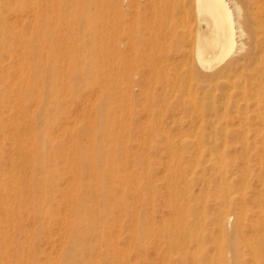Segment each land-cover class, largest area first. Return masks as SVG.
<instances>
[{"label":"bare ground","instance_id":"obj_1","mask_svg":"<svg viewBox=\"0 0 264 264\" xmlns=\"http://www.w3.org/2000/svg\"><path fill=\"white\" fill-rule=\"evenodd\" d=\"M25 1H27V0H25ZM49 1H51V0H49ZM60 1L58 0L57 5L53 3V5H54L53 7H55V5H56V7H58V5L60 4L59 3ZM9 2H10V0H4V1L0 0V14L3 13L4 10H6V9H4L5 7H8L7 9L15 7V6H11L13 3H9ZM39 2H40V0H39ZM83 2H84V5L87 4L89 7L93 8V15L92 16L90 15L91 17L90 16L88 17V15L86 14L87 17L82 18L80 20V21H83L84 23L82 24L83 26L79 29H76L73 26L74 21L69 20L70 19L69 18L70 12L72 13L73 11H75V10H73L75 7V3H74V1H71V0H69V2L66 1V4L64 3L68 8L69 7L71 8L69 12H67L68 10L66 9L67 10L66 13H69L67 15V17H68L67 20H63V17H62L63 15L61 13H60V15L62 18H59V17L57 18V16H56L57 19H46V20L44 19V21H42L41 19H36L34 17H32L31 21H30V19L25 20L26 18L23 19V17H21V16L20 17L22 19L19 17L20 20H18V21H14L15 19H13V18H12L13 21H11L12 19L8 20L9 18L6 19V16L3 17L4 15L2 17H0V264H101L100 261L96 262V260L95 261L93 260L94 262H91L92 261L91 259L94 257L96 258V256L99 254L98 253V254H96V256L94 255V257H93V255H92L93 252L97 249V246L100 245L101 242L105 241L106 235L104 233V230L101 229L103 227L101 225H104V223H105V227H107L106 224L110 225V224L114 223V221H116V220H114V218L112 219L113 222L109 221L111 223H109V222L106 223L105 220H106L107 214H109L110 212H113V210L123 211V209L127 208V205H128V200L125 198V196H124L125 199H122L119 201L116 200L117 202L111 201V198L116 196V193H117L116 188H118V190H117L118 192H120V190H121V192H123V188H124L122 186L123 182L125 184H127L128 186L130 185V187H133V188L135 187V183H134L135 178H133L134 177L133 172H129L128 174L124 173L123 177H119V176H116L114 174V171L121 166L122 167L123 166L129 167V166L137 164V160H136L137 157L136 158L135 157H129L128 155L131 152L127 151V148L120 143V138H123V134L121 133L123 131H122V126L120 125L122 121H121V118L119 116L120 110L123 108V106L128 107V109L130 108V104L132 103L131 101H133V100L129 101V99L133 96V89H134L133 87H134L135 80L133 79V77L131 75L132 68H130L131 66L129 67L130 60L127 57L125 59H128V61L124 60V63L126 64V62H127L128 68H126L124 76H122L120 78V75L123 74V73H121L122 69L119 67H115V64L113 63L114 59H115V56H114L115 53L114 52H116L115 51L116 48L114 49L113 39H110L115 34H120V32H123V31L125 32L128 29H129V31L131 30L132 26L129 27L130 25L128 26V24H127V27L124 26L123 20H121V18H123V16L129 17L131 19L133 18L132 20H136L139 23L143 22V25L141 23L142 27L138 28V30H139L138 32H139V35L141 38L139 51H140V54H144V53L147 54V56L146 55L145 56L148 57V59H150V61H151L150 66L152 68H154V66H156V64L158 66L159 61L157 59H158L160 52L166 51L167 49L168 50L174 49L175 52L177 51L178 53L177 52L175 53V54H177V56L179 53H181V54L183 53L182 57H185L187 55V58H188V56H191V63H190V66L187 68V71H186L187 75L185 77L182 74L177 75L176 73L178 72V70L176 73L174 72V74L177 75L176 78H179L182 83H185L186 77H190V78H196L197 77L198 78L204 73L206 75H208V78L211 81L218 79L217 81L221 82L220 79L222 78L223 79L222 81L224 82V78L225 79L229 78L232 74H234V71L236 69L240 68L244 64L243 60H245V59L240 60L243 56L242 57L241 56H234L231 58H229L228 56L234 50L237 42H239V46H237V48L239 49V51H238L239 53L242 52L243 50H245V52L247 51L246 46L244 45V42H243V41H245V40H243V38L246 39V37L244 35L247 32V31L245 32V30H244V26H245L244 23H246V20L252 21L253 36L255 38L254 52L253 51H252L253 53L250 52V53H252V55L249 53L251 55V59H254V61L258 62L259 64L263 63V61H264V0H83ZM82 5H83V3H82ZM51 6H52V4H51ZM32 7H34V6H32ZM53 7H51V8L52 9L56 8V7L55 8H53ZM51 11H54V10H51ZM41 12H42V10H41ZM41 12H38V13H41ZM84 12L90 13V12H88V10L83 11L82 13H84ZM50 13H52V12H50ZM34 15H35V13H34ZM64 15H66V14H64ZM190 16H191V19H194L193 21L195 22L194 26L192 28V31H193L192 34L194 33V35L192 37H189V38H187V36H186V39L191 40L190 44L192 43V48H191V45H190V48L192 49L191 50L192 53H191L190 49H189L190 52H188V51L182 49L181 47H179V45H178L179 44L178 39L180 40L179 37H181L180 32L185 34V35L188 34L186 32L184 33L185 30L183 27L185 24L183 23L184 25L182 26L181 21L183 19L185 20V18H190ZM65 18L66 17H64V19ZM58 19H61V20H58ZM126 21H127V19H126ZM187 21H189V20H187ZM130 22H131V20H130ZM189 23H191V22H189ZM192 24H193V22H192ZM80 25H79V27H80ZM131 25H133V24H131ZM181 26H182L183 30H181V28H180ZM187 28H191V26H189ZM106 31H108V32H106ZM250 31H252V30H250ZM110 32L113 33V35ZM190 35H191V33H190ZM70 38L72 39L71 43L68 42V40H67ZM118 38L120 40L121 36ZM80 39H82V40H80ZM136 48H137V46H136ZM119 51H121V50H119ZM158 52H159V54L157 56ZM261 52H262V54H261ZM6 53H8L9 55H11L14 58L15 62L13 61L14 62V65L12 64L13 66H11V64L7 65V63L9 64V61L6 62V64H5L4 58H3V60H4V62H3L2 55L4 54V56H5ZM117 53H118V50H117ZM244 54H246V53H244ZM127 55H129V54H127ZM164 55H165V53L163 54V56ZM124 56H126V55H124ZM8 57L9 56H7V58H5V59H8ZM172 57H174V56H172ZM130 58H131V56H130ZM248 58H249V56H248ZM141 59H144V58L141 57ZM148 59L146 61L149 63ZM189 59H190V57H189ZM81 60H85L86 66H84L85 63L83 64V67L79 66V63H80L79 61H81ZM119 60H121V59H119ZM132 60H131V62H133ZM162 60H164V59H162ZM13 62H11V63H13ZM138 62H140V60H138ZM115 63H117V62H115ZM148 63H146V64H148ZM174 63L175 62H173L172 64H174ZM160 64H161V62H160ZM162 64H164V63H162ZM181 64H182V62H181ZM253 64H254V62H253ZM117 65H118V63H117ZM175 65H173V68ZM249 65H250V63H249ZM136 66H137V64H135V68H136ZM141 66H142V64H141ZM246 67H248V66H246ZM133 68H134V64H133ZM135 68L133 69L134 71L136 70ZM150 70H151V68L149 67V71ZM153 70H155V69H153ZM149 71H147L148 74L150 73ZM153 72H156V71H153ZM163 73H164V77H166L164 71H163ZM135 74H136V72H135ZM158 74H159V72H158ZM152 75H154V74H152ZM251 76H253V75H251ZM158 77H160V76H158ZM208 78H207V81H208ZM259 80H260V83L263 84L264 77L261 76L259 78ZM144 81H145V79H144ZM154 81H156V79ZM189 83H190V81H189ZM250 83H249V85H250ZM165 85H167V84H165ZM174 85L175 84L173 82L172 86H174ZM205 86L207 87V85H205ZM242 86H244V85H242ZM81 87L86 88V90L88 92L87 94L83 93L84 95L86 94L85 99H84V96H82L80 93L77 92V90H80L79 88H81ZM168 87H169V85H168ZM229 87H231V86H229ZM236 87H238V86H236ZM144 88H147V87H144ZM164 88H166V86ZM231 88H229V89H231ZM175 89H177V88H175ZM187 89H189V87H187ZM249 89H251V87ZM196 90H197V88H196ZM201 90H202V88H201ZM210 90L212 91L211 88H210ZM241 90H243V89H241ZM228 91H230V90H228ZM173 92H174V90H173ZM239 92H242V91H240V89H239ZM153 93H154L153 95H155V92H153ZM163 93H160V94H163ZM170 93H171V91H170ZM170 93H168V95ZM187 94L190 95L191 93H189V91H188ZM236 94H237V92H236ZM238 95H239V93H238ZM242 95H244L243 92H242ZM228 96H230V95H228ZM253 96H254V93L251 96L252 100H253ZM91 97H94V99ZM162 97H163V95H162ZM189 97L191 99V96H189ZM234 97L236 98L235 99V101H236L238 97L237 96H234ZM192 98H193V96H192ZM241 98L243 99V96H241ZM158 100H159V98H158ZM194 101H195V99L194 100L192 99V104H194V103L196 104V101L195 102ZM254 101H256V97H255ZM70 103L76 104V107H79L78 108V110L80 111L79 115L82 116L83 118H85L87 120V123H85V124L78 123V125L76 126L78 129H70L68 131L63 132V135H65V133L68 132V140L62 141L61 143H59L56 151L52 150V148L55 147V146H53L51 148V150H52V152H51L49 150V147L51 146L52 138L49 135V132H50L49 129H51L54 124H56V122L58 121V118H59L58 114L61 111H63L64 114H66V113L68 114L69 110H71L69 108ZM254 103H256V102H254ZM245 104H247V103H245ZM248 104H249V101H248ZM147 105H148V107L151 108V106H149V103ZM178 105H181V104L178 103ZM229 105H231V104H229ZM252 105H253V102H252ZM131 106H132V104H131ZM165 106H166V103H165ZM260 107H262V106H260ZM263 107H264V105H263ZM134 108H136V106ZM143 108H144V106H143ZM252 108H254V106ZM252 108L248 109V110H250L249 112H251ZM59 109H61V110H59ZM231 109H233V108H231ZM160 110H161L160 112H162V109H160ZM190 110H191V108H190ZM209 110H208V112H209ZM242 110H245V107ZM233 111H235V109ZM256 111H258V110H256ZM125 112L127 113L128 111H125ZM149 112H151V111L149 110ZM166 112H167V110H166ZM169 112H171V111H169ZM206 113H207V110H206ZM206 113H205V115H206ZM227 113H229V112H227ZM257 113L259 114L260 112H257ZM121 114H122V112H121ZM127 114H129V112ZM160 114L162 115V113H160ZM245 114H244V116L247 117ZM258 114H256V115H258ZM158 115L159 114H157V116ZM161 115H159L158 117L161 118ZM207 115H209V114H207ZM127 116H129V115H127ZM124 117H125V115H124ZM137 117L138 116H136V118ZM262 117L260 116V118H262ZM131 118H132V116H131ZM208 119H209V117H208ZM138 120L136 123L140 124V121L138 122ZM148 120H149V118H148ZM160 120L162 121L163 119H159V121ZM262 120H261V122H262ZM150 121H151V119H150ZM154 121L155 120H153V122ZM206 121H207V119H206ZM201 122L202 121L198 122L199 124H197V128H199L198 125H200ZM133 123H134V119H132V122H130L129 125L130 124L133 125ZM136 123L134 125L138 129V126H136ZM158 123L161 124V128H162L163 127L162 124L164 123V121L162 123H160V122H158ZM189 123H190L189 125H191L190 121H189ZM253 123H254V121H253ZM127 124H128V122H127ZM142 124H144V123L142 122ZM142 124H140L141 125L140 127H142ZM155 124L157 125V123H155ZM208 124H210V123L208 122ZM153 125L154 124H152V126ZM263 125H264V123H263ZM123 126H124V123H123ZM145 126H143V127H145ZM209 126H207V127L209 128ZM249 126H251V125H249ZM131 127H130V129H131ZM135 127L133 126L132 128H135ZM65 128L68 129L69 126H65ZM210 128H212V127H210ZM230 128H231V126H230ZM240 128H241V126H240ZM147 129H148V127H147ZM162 129L164 130V128H162ZM126 130H127V128H126ZM140 130H141V128L139 129V131ZM143 130H144L143 132H145V129H143ZM153 130L154 129H152L151 131H153ZM178 130L181 131L182 129H178ZM195 130H193V131L195 132ZM128 131H129V128H128ZM128 131H126V134ZM212 131H214V130H212ZM124 132H125V130H124ZM147 132H148V130H147ZM131 133H133V132H131ZM161 133H163V132L161 131ZM174 133L172 135L169 134L171 136H169L167 133H165V135L167 134L166 136L168 137L167 141L171 144L168 147H175L176 144L180 147H184L185 145L186 146L190 145V143L194 144L195 139H197V137L195 139L194 138L191 139L189 137H183L181 139V137H179V139L176 141V137L178 135L175 133L177 135L175 137V136H173ZM244 133H245V129H244ZM143 134H146V133H143ZM194 134H192V135H194ZM214 134H216L215 131H214ZM148 135L154 136L155 134H148ZM219 135H221V134H219ZM243 135H245V134H243ZM186 136H188V135H186ZM215 136H213L212 139L216 138ZM257 136L259 137V135H257ZM140 137H142V136H140ZM140 137L138 138L139 140L142 139ZM143 137H144V139H146L145 136H143ZM243 137H246V136H243ZM129 138L127 140H129ZM133 138L135 139L136 137H133ZM151 138H153V137H151ZM224 138H223V140H224ZM7 139H9L10 141ZM248 139H250V137ZM251 139H254V138H251ZM260 139H261V137H260ZM142 141H143V139H142ZM151 141H152V139H151ZM155 141H157L156 138H155ZM158 141H160V140H158ZM207 141H209V140H207ZM207 141H206V143H207ZM259 141L261 142L262 140H259ZM8 142H9V144H7ZM214 142L212 141V143H214ZM220 142L222 144V141H220ZM263 142H261V143H263ZM140 143H141V141H140ZM153 143H155V142H153ZM223 143L224 144H222V145H225V142H223ZM253 143H255V140L253 141ZM123 144H126V143H123ZM164 144H166V142ZM215 144H216V142H215ZM233 144H235V143L233 142ZM242 144L244 145L245 143L243 142ZM127 145H128V141H127ZM218 145H220V144H218ZM262 145H263L262 148H264V144H262ZM130 146H131V144H130ZM150 146H149V148H150ZM153 146H154V144H153ZM251 146L249 144L250 149L251 148L253 149V147L254 148L256 147L254 145L252 147ZM159 147H161V146L159 145ZM244 147H246V146L244 145ZM205 148H208V147L206 146ZM219 148H218L219 149L218 151L221 150V146H219ZM222 148H224V147L222 146ZM229 148H231V147H229ZM168 149H170V148H168ZM245 149L246 148H244V150ZM250 149L248 150L249 152H250ZM118 150H120V151H118ZM145 150H146V146H145L144 151ZM152 150H153V148H152ZM170 150H172V149H170ZM170 150H168V152ZM260 150L261 149H258V151H260ZM166 151H167V147H166ZM218 151H217V153H219ZM118 152L122 153L121 157L118 156ZM148 152L149 151H146V153H148ZM172 152L170 154L176 153V152L174 153V151H172ZM146 153H145L146 159L151 157L152 154L149 155V157H146V156H148ZM160 153H162V152H160ZM221 153H219V154L221 155ZM131 154H133V153H131ZM137 154H141V153L138 152ZM168 154H167V156H168ZM170 154H169V157L170 158L173 157ZM197 154L199 156V153H197ZM204 155L208 157L210 154H208V155L204 154ZM257 155H258V153H257ZM192 156H194V155L192 154ZM249 157H250V155H249ZM249 157H248V159H249ZM220 159H222V158L220 157ZM246 159H247V156H246ZM59 160H61L63 162L62 167L57 166V163ZM195 160H196V157H195ZM258 160H259V158H258ZM164 161H167V160L164 159ZM217 161H219L218 163H220V160H217ZM217 161H215L214 163L217 164ZM167 162H166V164H167ZM221 162H223V161H221ZM246 162H244V163L247 164ZM141 163L144 164V167H145V168L143 167L145 169L144 171H147L145 165H148V164H146L147 162H145V159ZM155 163L157 164V162H155ZM259 163H261V161H259ZM172 164H175V161ZM172 164L169 165V163H168L165 168L169 169V167L170 168L173 167ZM202 164H204V163L202 162ZM221 164L222 163H220V166H218L220 168L219 173L222 174L224 172V174H226L225 172L229 171V170H227V165L223 164L221 166ZM149 165H148V167H149ZM168 165H169V167H168ZM250 165H251V163H250ZM175 166H176V168L172 170L174 172L171 174H174V173L176 175L178 174L177 177L179 178L180 176H182L184 174V172L182 171L183 166L177 165V164L174 165V167ZM260 166H262V165H260ZM242 167H244V166H242ZM246 167L248 170L249 166H246ZM139 168H140V166H139ZM165 168L163 169L164 171L167 170V169L165 170ZM191 168H192V165H191ZM212 168H211V170H212ZM261 168L262 167H260V169ZM127 169L128 168H126V170ZM129 169H131V168L129 167ZM60 170H63V173H66V172L70 173V175L68 176L69 178H67L68 180L65 182V185L63 187L60 185V180L62 178L60 176ZM207 170H208V167H207ZM249 170H250V168H249ZM242 173H244V172L242 171ZM263 173H264V170H263ZM202 174L205 175L204 172ZM233 174H231V175H233ZM247 174H249V173H247ZM258 174H260V173L258 172ZM140 176H142V175H140ZM210 176H211V178H213V175H210ZM210 176H209V178H210ZM243 176H241V177H243ZM223 177H225V175ZM151 178H149V179H151ZM166 178H167V176H166ZM168 178H169V176H168ZM218 178H219V176H218ZM245 178H246V176H245ZM263 178H264V176H263ZM106 179L111 182V185H106V183H105ZM138 179H141V177H139ZM138 179H136V180H138ZM154 179L155 178H153L151 180L155 181L156 179L155 180ZM222 179H224V178H222ZM151 180H149L150 182H148V180H146V181L151 185ZM200 180L202 181L203 179H200ZM224 180H222V181H224ZM226 180H228V179H226ZM140 181H142V180H138L139 184L141 183ZM156 181H158V180H156ZM204 181H206V180H204ZM169 182H170V180H169ZM208 182H209V180H208ZM215 182H217V181H215ZM219 182H220V180H219ZM227 182L224 183L225 186H223V184H221V183H218V184H221L220 189H219L220 195L222 197H224V195H225L228 197V199H225V201L224 200L221 201V203L219 204L220 206L218 208L216 207L217 210L212 209V210H216L215 213H217L216 216H217V220L219 223V228H217V229L220 230V232L219 231L218 232L220 233V236H221L222 232H223V234L221 236L222 239L221 240L217 239L218 242L215 243V244H217L216 245L217 246V248H216L217 254H216L215 258H211L210 263L211 264L212 263H216V264H227V263L228 264H230V263L231 264H242V262L245 263V260L243 261V259H242V257L244 256L245 253H243V250H241V242L243 240L245 242V244L247 245L249 253L251 254L252 264H264V192H262V190H261V192L257 190L258 192H260L257 195H255L256 192L255 193L253 192L254 193L253 195L256 198V202L258 203L257 204L255 202V205H253V206H256V204H257L258 218L252 224L250 222L252 220H250L249 221L250 224H249L248 220H247L249 208H248V206H246V203L250 199L246 200L245 197L243 198V194H242V196L240 197L242 199L241 205L238 207H235L233 199H231L232 201L230 200V196H231L230 194L232 193L231 191H233L235 189L231 190V188H229L231 185H229ZM173 183H174V181H173ZM115 184H116V186H114ZM152 185H154V184H152ZM242 185H243V182H242ZM188 186L190 187V185H188ZM193 186H194V184H193ZM215 186H213L212 188H214ZM164 187H166L165 184H164ZM168 188H169V185H168ZM256 188H258V187H256ZM183 189H185V187ZM186 189L188 190V188H186ZM196 189L198 190V187ZM209 189H210V187H209ZM155 191L157 192L156 188H155ZM210 191L211 192H209V195L212 196V190L210 189ZM235 191H234V193H235ZM142 192H143V190H142ZM156 192H154V193L156 194ZM180 192H181V190H180ZM154 193H151V194L153 195ZM213 193H214V189H213ZM241 193H243V192H240V195H241ZM184 194H186V193H184ZM171 195H174V194H171ZM177 195L178 194H176L175 196H177ZM194 196H195V194H194ZM210 196H209V199H210ZM138 197H139V195H138ZM167 197L170 198L169 196H167ZM186 197H188V196H186ZM248 197H249V195H248ZM214 198H215V196H214ZM116 199H117V197H116ZM129 199H131V195H130ZM170 199L168 201H170ZM178 199H179V197L177 198V200ZM182 199H183V196H182ZM185 199H188V198H185ZM136 200L138 201V198ZM172 200H173V198H172ZM174 200H175V198H174ZM189 200H190V198H189ZM191 200H190V202H191ZM245 200H246V202H245ZM210 201H211V199H210ZM184 202H185V200H184ZM184 202L182 204H184ZM211 202H214V201H211ZM215 202H217V201H215ZM130 203L132 204L133 202H130ZM251 203H252V201H251ZM107 204L109 206L108 208L106 206ZM143 204L145 205V203H143ZM189 204L191 207L192 204L191 203H189ZM209 204H210V202H209ZM213 205H215V204H213ZM247 205H248V203H247ZM174 206H173V208H177ZM184 206H185V204H184ZM196 206H197V204H196ZM203 206H204V204H203ZM233 206L235 207V208H233L235 210H236V208H238L237 211L231 210V208ZM249 206H250V204H249ZM170 207H171V204H170ZM190 207H189V209H190ZM129 209H130V207H129ZM179 209H181V208H179ZM186 209H187V207H186ZM210 209L211 208H208L209 212H207V214L211 212ZM136 210H138V209H136ZM169 210H171V209H169ZM199 210H200V208H199ZM202 210L203 209H201V212H202ZM129 212H131V211H128V213ZM117 213H119V212H117ZM252 213H254V212H252ZM118 215H120V213ZM118 215H115V216H117L116 219L118 221H120L119 218H122V217H120ZM129 215H130V213H129ZM182 215L180 213L181 217H179V218H182ZM208 215L210 216L212 214H208ZM256 215H253V216L256 217ZM109 216H110V214H109ZM135 216H137V214ZM209 216H208V218H210ZM147 217H149V216H147ZM150 217L152 218L151 215H150ZM250 217H249V219H250ZM137 218H141V220H142V217L137 216ZM197 219H199V218H197ZM151 220H150V222H151ZM118 221H116V222H118ZM148 221H146V222H148ZM173 221H174V218H173ZM181 221L183 222V219ZM200 221L201 220H199V224H200ZM120 222H118L119 227H120ZM137 222L141 223L138 220H137ZM137 222H134V224ZM232 222H233V229L231 227ZM138 223H137L138 226L142 225V224L139 225ZM187 223H189V222H187ZM212 223H213V221H212ZM115 224H113V225L115 226ZM185 224H186V222H185ZM207 224L209 226V223H207ZM137 225H136V228L138 227ZM152 225H153V222H152ZM247 225L253 226L254 230H253V228H251L254 231V232H252L253 233L252 235L247 236L243 233V228L246 227ZM100 226H101V228H99ZM114 226H112V227H114ZM163 226H165V225H163ZM198 226L200 229V225H198ZM229 226L231 228V231L228 228ZM105 227H103V228H105ZM116 227H117V225H116ZM116 227H114V228H116ZM119 227H118V230H119ZM173 227H174V225H173ZM196 227H197V225H196ZM206 227H207V225H206ZM249 227H251V226H249ZM107 229H108V227L106 228V230ZM137 229H136V231H137ZM112 230L113 229H111V231ZM116 230H117V228H116ZM116 230L113 232H116ZM131 230H133V227ZM172 230H173V228H172ZM201 230H202V228H201ZM111 231L110 232L107 231V232L110 234ZM133 231L135 232V230H133ZM247 231H248V229H247ZM54 232H56V234L58 235V239H56V241H59V243L57 242L59 245L53 246L54 244L53 245L51 244V246H53L55 248L54 249L55 251H53V253L51 251H49V253L46 251L47 254L44 251L43 255H46L45 259L42 257L44 261L41 258L35 257V250L37 249V246H38L37 250H39V245H37V244L35 245L32 240L34 238L42 239V237H46V236L48 237L49 240H51V239L54 240L53 236L56 235V234H54ZM140 232H141V228H140ZM135 233L139 234V231L135 232ZM135 233H133V234H135ZM145 234H147V235H145L146 237L144 235H142V236L147 238L148 233H145ZM179 234L181 235L182 233L179 232ZM112 235H113V233H112ZM175 235L178 236L176 233H175ZM184 235H183V238L182 237H179V238L184 239V237H185ZM115 237L116 236L114 234V238ZM110 238H109V241H111ZM134 238H135V236H134ZM137 238H138V243H139V237L136 234V241H137ZM145 238H143V239H145ZM217 238L220 239V237H217ZM161 239H162V237H161ZM180 239H178V238L176 239V242L173 245L174 247L179 245L177 240L179 241ZM187 239H189L191 241V239H193V236H189ZM194 239H196L197 241H192V242H195L196 245L193 243L194 247L195 246L197 247V244L199 241L197 238H194ZM204 239H207V237ZM91 241H93V243ZM165 241H168V240H165ZM225 241H227V242L225 243ZM202 242H203V240H202ZM106 243L107 242L105 241L104 244H106ZM136 243L137 242H135V244ZM170 243H171V241H170ZM108 244H109V242H108ZM108 244L106 246L111 247V245L113 243H110L109 245ZM167 244H169V242ZM202 244H204V245H202ZM202 244H201L202 246H205V241ZM245 244L243 247L246 246ZM49 245H50V242H49ZM117 245H118V243L116 245L114 244L115 247L112 245L113 249L114 248L116 249ZM138 245L136 247H139ZM140 245L142 246V248L143 247L145 248L144 244L143 245L140 244ZM180 245L182 246L184 244L182 243ZM224 245H228L229 246L228 249L233 251V254H231L232 251H231V253L227 252L229 254V256L231 254V256L229 258L227 257V253L225 252L228 250H225ZM40 246H41V244H40ZM103 246H105V245H103ZM181 246H178L179 249L177 248L176 254H178V250H180ZM184 246H186V245H184ZM184 246H182V247H184ZM109 247L104 248L103 251H105V252L104 253L102 252L103 255H106V254L108 255V251L111 249ZM157 247H158V245H157ZM171 247L172 246H169V248H170L169 252L173 253V251H175V249L172 248V251H171ZM107 248H109V250ZM195 248H194V251L196 252ZM203 248L205 249V247H203ZM206 248H207V246H206ZM105 249H107V250H105ZM185 249H189V247H186ZM40 250H42V249H40ZM134 250H137V249L134 248ZM42 251H41V253H42ZM96 251H95V253H96ZM244 252H245V250H244ZM246 252H247V250H246ZM170 253L168 254L169 257H171V256L173 257V255H171ZM102 254H100V255H102ZM181 254L184 255V249L181 251ZM181 254H179L180 258L182 257ZM187 254H189L188 251H187ZM197 254L196 255H194L193 253L190 254L191 262L193 264H196L195 258H197L196 257ZM125 256H127V255L125 254ZM125 256H123V257H125ZM123 257H122V255L120 257V254H119V258H123ZM165 257H166V255H165ZM172 257L170 259H168L166 257L167 261L174 259V257L173 258ZM101 258H99V259H101ZM105 258H106V260H105V262H106L107 256ZM202 258L206 259L207 261L209 260V258L207 259L206 255H205V257H202ZM40 259H41V261H40ZM117 259L118 258H116V261L121 260V259H118V260ZM103 260H104V257H103ZM126 260H128V259H126ZM103 262H102V264H103ZM112 262H114V261H112ZM126 263H128V262H126Z\"/></svg>","mask_w":264,"mask_h":264},{"label":"rangeland","instance_id":"obj_2","mask_svg":"<svg viewBox=\"0 0 264 264\" xmlns=\"http://www.w3.org/2000/svg\"><path fill=\"white\" fill-rule=\"evenodd\" d=\"M4 1V0H3ZM33 1V2H32ZM60 1V0H59ZM66 1L69 2V0H61L58 5V7H56V5L58 4V0H10L9 3H13L11 6H15L14 8H10V9H7L8 7H5L4 9V12L0 14V17H5L6 16V19L8 20H11L12 18L15 19L14 21H18L20 20L21 17H23V19L25 20H29L30 21L32 20V17L36 18V19H41L42 21H44V19H57L58 17L59 18H62L63 17V20H67V15L69 13H66L70 11V7L68 8L65 4H66ZM71 1H74L75 3V7L73 10L72 13L70 12L69 14V20L71 21H74V24L73 26L76 28V29H79L81 28L83 25V21H80L82 18H85L87 17L86 14L88 15V17L91 15H93V8L89 7L87 4L84 5V2L83 0H71ZM29 2V3H28ZM39 2V3H38ZM52 2V3H51ZM83 5H82V3ZM54 4L55 7H53ZM65 3V4H64ZM52 4V6H51ZM61 5V6H60ZM82 5V6H81ZM34 6V7H32ZM36 6V7H35ZM51 7L55 8V9H52ZM58 8V9H57ZM57 9V10H56ZM67 9V10H66ZM42 10V12H41ZM51 10H56L55 12L54 11H51ZM60 10V11H59ZM62 10V11H61ZM78 10V11H77ZM82 10V11H81ZM90 12V13H87V12H84L82 13L83 11H87ZM64 11V12H63ZM38 12H41V13H38ZM52 12V13H50ZM59 12V13H58ZM63 12V13H62ZM35 13V15H34ZM37 13V14H36ZM60 13L63 15L61 17ZM80 13V14H79ZM39 14V15H38ZM41 14V15H40ZM66 14V15H64ZM55 15V16H54ZM71 15V16H70ZM21 16V17H20ZM40 16V17H39ZM42 16V17H41ZM57 16V18H56ZM75 16V17H74ZM90 16V17H91ZM20 17V18H19ZM64 17H66L64 19ZM80 17V18H79ZM43 18V19H42ZM74 18V19H73ZM13 19L11 21H13ZM22 19V18H21ZM76 19V20H75ZM125 19V20H124ZM127 19V21H126ZM133 19V18H132ZM131 18L129 17H126V16H123V18H121V20H123V23H124V26L127 27V24L129 27H131V30L129 31L126 30L125 32H120V34H115L114 36H112V38L110 39H113L114 41V49L116 52H114V56H115V59H114V64H115V67H119L122 69L121 73H123L122 75H120V78L122 76H124V73L126 71V68H128L127 66V62L128 59H125L126 57L129 58L130 60V65L129 67L132 68V71H131V75L133 77V79L135 80L134 82V89H133V98L131 97L129 99L130 100H133L131 101L132 103V106L130 104V108L128 109V107L126 106H123V108L120 110V113H119V116L121 118V126H122V131L125 132H121L123 134V138H120V143L125 146L127 148V151L133 153H129V157H137V164L136 165H132V166H129L131 169H129L128 166H121L119 168H117L115 171H114V174L116 176H119V177H123L124 173L125 174H128L129 172H133V178H135V187H130V185L128 186L127 184H125L124 182L122 183V187L123 188V192H118V188H116V196H114L113 198H111V201L113 202H117L119 200H122V199H127L128 200V205H127V208L123 209V211H116V210H113V212H110V216L109 214H107L106 216V223L112 221V219L114 218V220L118 221L116 218L117 216L115 215H118L120 213V217L122 218H119V220L121 221H118L120 222V227H119V223L114 221V223L112 224H106V226L108 227V229L106 230L107 227H105V223L104 225H101L105 228H101V226L99 228L103 229L104 230V233L105 235L108 237L105 236V241L107 242L106 244L105 241L101 242L100 245L97 246V251L95 253V251L93 252V257L94 255L96 256V254H98L96 256V258H92L91 262H94L96 260V262H99L102 264L105 263V264H191V258H190V254L193 253L194 255H196L197 253V258H195L196 260V264H211L210 261H211V258H215L216 254H217V244H215L218 240H221L222 239V234L220 236V230L217 229L219 228V223H218V220H217V216L215 213L217 208L220 206L219 204L221 203V201H225V199H228L227 196L224 195V197H222L220 195V185L223 184V186H225L224 183H227L229 185H231L229 188H231V191L232 193L230 194V200L233 199L234 201V206L235 207H238L241 205L242 203V199L240 198L243 194V198L245 197L246 200H249L247 203H246V206H248L249 210H248V217H247V220H248V223L251 224L254 223V221H256V219L258 218V212H257V202H256V198L255 196L253 195L255 192L257 194H259L262 190V192H264V173H263V170H264V148H262V144H264V81H263V84L260 83V80L259 78L261 76L264 77V61L263 63L259 64L258 62H255L254 59H251V55L252 53L254 52V41H255V38L253 36V25H252V21L250 20H246V23L245 26H244V30L246 32V34L244 35L246 37L243 38V41L244 42V45L246 46V49L247 51L245 52V50H243L242 52H238L239 49L237 48V46H239V42L236 43V46L234 48V50L231 52V54L228 56L229 58L231 57H234V56H243L240 60H243L244 64L236 69L234 71V74H232L231 76L233 77H229V78H224V82L222 81L223 79L221 78V82H218L217 80H213L211 81L209 78H208V75H206L205 73L202 74L200 77H196V78H190V77H186V81L185 83H182L181 80L179 78H176L177 75L179 74H182L184 75V77L187 75L186 74V71H187V68L190 66V63H191V56H188L187 58V55L185 57H182L183 53H179L178 56L177 54H175L176 52L173 50H166V51H161L160 54L159 52L157 53V56H158V66L156 64V66H154V68H152L150 66V59H148L147 54H140V35H139V30L138 28L142 27L141 26V23L143 25V22H137L136 20H132ZM58 20H61V19H58ZM131 20V22H130ZM189 20V21H187ZM194 19H191V16L190 18H185V20L183 19L181 21L182 23V26L184 25V33H188V34H183L180 32V40L178 39V42H179V47H181L182 49L190 52L192 49V43L190 44L191 40L189 39H186V36L187 38L189 37H192L194 35V33L192 34V28L194 26ZM76 21V22H75ZM78 21V22H77ZM129 21V22H128ZM135 21V22H134ZM248 21V22H247ZM128 22V23H127ZM191 22V23H189ZM193 22V24H192ZM133 25H131V24ZM184 23V24H183ZM81 24V25H80ZM80 25V27H79ZM250 25V26H249ZM139 26V27H138ZM182 26L180 27L181 30H183ZM186 26V27H185ZM191 26V28H187ZM248 26V27H247ZM246 27V28H245ZM133 28V29H132ZM249 28V29H248ZM190 30V31H189ZM249 30V31H248ZM252 30V31H250ZM108 32V31H106ZM128 32V33H127ZM131 32V33H130ZM138 32V33H137ZM111 33V32H110ZM191 33V35H190ZM83 34V33H82ZM113 35V33H111ZM183 34V35H182ZM252 35V36H251ZM120 40L118 37H120ZM185 36V37H184ZM248 37V38H247ZM83 38V37H82ZM115 38V39H114ZM118 38V39H117ZM68 42L71 43L72 39H67ZM82 40V39H80ZM133 40V41H132ZM185 40V41H184ZM188 40V41H187ZM112 41V40H111ZM112 41V42H113ZM116 41V42H115ZM121 43H120V42ZM135 42V43H134ZM184 43V44H183ZM121 44V45H120ZM184 47H183V46ZM190 45H191V48H190ZM248 45V46H247ZM137 46V48H136ZM119 47V48H118ZM190 49V51H189ZM117 50H118V53H117ZM121 50V51H119ZM127 50V51H126ZM250 50V51H249ZM253 51V52H252ZM129 54V55H127ZM252 52V53H250ZM120 53V54H119ZM165 53V55L163 56V54ZM169 53V54H168ZM178 53V52H177ZM192 53V51H191ZM246 53V54H244ZM248 53V54H247ZM251 55H250V54ZM119 54V55H118ZM126 56H124V55ZM132 54V55H131ZM172 54V55H171ZM262 54V52H261ZM118 55V56H117ZM135 55V56H134ZM141 55V56H140ZM146 55V56H145ZM167 55V56H166ZM170 55V56H169ZM8 59H5L7 58ZM122 56V57H121ZM133 59H131L130 58ZM174 56V57H172ZM249 56V58H248ZM120 57V58H119ZM124 57V58H123ZM135 57V58H134ZM141 57H143L144 59H141ZM170 57V58H169ZM177 57V58H176ZM190 57V59H189ZM246 57V58H245ZM5 62H4V60ZM13 57L11 55H9L8 53L2 55V60L3 62L6 64V62L9 61V64L7 63V65H10L13 66L14 65V58L12 59ZM137 58V59H136ZM146 58V59H145ZM161 58V59H160ZM121 59V60H119ZM148 59L149 63L146 61ZM164 59V60H162ZM189 59V60H188ZM118 60V61H117ZM124 60H126V64L124 63ZM131 60L134 62H131ZM138 60H140V62H138ZM163 62H162V61ZM179 60V61H178ZM14 61V62H13ZM166 61V62H165ZM13 62V63H11ZM79 66L83 67V64L84 66H86V62L85 60H81L79 61ZM117 62V63H115ZM138 62V63H137ZM143 62V63H142ZM161 62V64H160ZM168 62V63H167ZM173 62H175L174 64H172ZM182 62V64H181ZM254 62V64H253ZM142 66H141V64ZM148 63V64H146ZM164 63V64H162ZM167 63V64H166ZM247 63V64H246ZM250 63V65H249ZM13 64V65H12ZM113 64V65H114ZM132 64V65H131ZM133 64H134V68H135V64H137L136 66V70L134 71L133 69ZM176 64V65H175ZM161 65V66H160ZM173 65L174 68H173ZM183 65V66H182ZM141 66V67H140ZM146 66V67H145ZM151 68V70L149 71V67ZM248 66V67H246ZM258 66V67H257ZM139 67V68H138ZM166 67V68H165ZM243 67V68H242ZM245 67V68H244ZM172 68V69H171ZM257 68V69H256ZM155 69V70H153ZM166 69V70H165ZM175 69V70H174ZM146 70V71H145ZM178 70V72H177ZM240 70V71H239ZM149 71L150 73L148 74ZM153 71H156V72H153ZM163 71L165 72V75L166 77H164V73ZM136 72V74H135ZM140 72V73H139ZM147 72V73H146ZM159 72V74H158ZM174 72L177 74H174ZM261 72V73H260ZM241 73V74H240ZM154 74V75H152ZM260 74V75H259ZM147 75V76H146ZM160 77H158V76ZM175 75V76H174ZM235 75V76H234ZM253 75V76H251ZM156 76V77H155ZM250 76V77H249ZM175 77V78H174ZM249 77V78H248ZM152 78V79H151ZM171 78V79H170ZM207 78H208V81H207ZM145 79V81H144ZM156 79V81H154ZM191 79V80H190ZM251 79V80H250ZM256 79V80H255ZM177 80V81H176ZM229 80V81H228ZM190 81V83H189ZM154 82V83H153ZM173 82H174V86L173 85ZM178 82V83H177ZM180 82V83H179ZM233 82V83H232ZM238 82V83H237ZM251 82V83H250ZM257 82V83H256ZM172 83V84H171ZM189 83V84H188ZM240 83V84H239ZM250 83V85H249ZM157 84V85H156ZM167 84V85H165ZM196 84V85H195ZM257 84V85H256ZM149 85V86H148ZM152 85V86H151ZM169 85V87H168ZM190 85V86H189ZM207 85V87L205 86ZM221 85V86H220ZM244 85V86H242ZM259 85V86H258ZM137 86V87H136ZM166 86V88H164ZM212 86V87H211ZM228 86V87H227ZM231 86V87H229ZM238 86V87H236ZM249 86V87H248ZM258 86V87H257ZM141 87V88H140ZM144 87H147V88H144ZM177 89H175V88ZM187 87H189V89H187ZM212 89V91L210 90V88ZM241 87V88H240ZM244 87V88H243ZM251 87V89H249ZM256 87V88H255ZM79 88L80 90H77L78 93H80L82 96H84V99L86 98V94L88 93L86 88ZM197 88V90H196ZM200 88V89H199ZM202 88V90H201ZM228 88V89H227ZM231 88V89H229ZM263 88V89H262ZM142 89V90H141ZM146 91H145V90ZM187 89V90H186ZM214 89V90H213ZM239 89L240 91L243 92L244 95H242V92H239ZM243 89V90H241ZM249 89V90H248ZM254 89V90H253ZM135 90V91H134ZM174 90V92H173ZM201 90V91H200ZM210 90V91H209ZM219 90V91H218ZM230 90V91H228ZM81 91V92H80ZM155 92V95H153ZM171 91V93H170ZM176 91V92H175ZM189 91V93H191L190 95L187 94V92ZM192 91V92H191ZM136 92V93H135ZM150 92V93H149ZM164 92V93H163ZM194 92V93H193ZM228 92V93H227ZM230 92V93H229ZM237 92V94H236ZM248 92V93H247ZM257 92V93H256ZM83 93H86L85 95ZM97 93V92H96ZM160 93H163V94H160ZM168 93H170L168 95ZM174 93V94H173ZM239 93V95H238ZM247 93V94H246ZM254 93V96H253V100L251 98V96L253 95ZM150 94V95H149ZM158 94V95H157ZM230 96H228V95ZM232 94V95H231ZM250 96H249V95ZM256 94V95H255ZM135 95V96H134ZM146 95V96H145ZM153 95V96H152ZM163 95V97H162ZM172 95V96H171ZM176 96V97H175ZM180 96V97H179ZM191 96V99L190 97ZM193 96V98H192ZM203 96V97H202ZM219 96V97H218ZM228 96V97H227ZM234 96H237V100L235 101V97ZM241 96H243V99L241 98ZM247 98H246V97ZM135 97V98H134ZM150 97V98H149ZM167 97V98H166ZM171 99H169V98ZM174 97V98H173ZM179 97V98H178ZM234 97V98H233ZM255 97H256V101L255 100ZM259 97V98H258ZM94 99V97H91ZM159 98V100H158ZM165 98V99H164ZM218 98V99H217ZM83 99V100H84ZM177 99V100H176ZM192 99L196 101V105L192 104ZM234 99V100H233ZM240 99V100H239ZM247 99V100H246ZM82 100V101H83ZM232 100V101H231ZM160 101V102H159ZM194 101V102H195ZM246 101V102H245ZM248 101H249V104H248ZM149 103V106L146 104ZM162 102V103H161ZM172 102V103H171ZM183 102V103H182ZM252 102H253V105H252ZM256 102V103H254ZM164 103V104H163ZM165 103H166V106H165ZM181 104V105H178ZM203 103V104H202ZM233 103V104H232ZM247 103V104H245ZM135 104V105H134ZM152 104V105H151ZM221 104V105H220ZM231 104V105H229ZM240 104V105H239ZM243 104V105H242ZM263 104V105H262ZM75 105V106H74ZM154 105V106H153ZM156 105V106H155ZM170 105V106H169ZM214 105V106H213ZM218 105V106H217ZM237 105V106H236ZM245 105V106H244ZM71 106V107H70ZM136 106V108H134ZM144 106V108H143ZM254 106V108L252 107ZM262 106V107H260ZM126 107V108H125ZM165 109H164V108ZM170 109H169V108ZM200 107V108H199ZM245 107V110H242L244 109ZM69 108L71 110H69L68 114H64L63 111H61L59 114H58V121L56 122V124L53 125V127L51 129H49V135L51 136L52 138V142H51V146L49 147V150L52 152L53 151H56L57 150V146L59 145V143H61L62 141H67L68 140V132L65 133V135H63V132L65 131H68L70 129H78L76 126L78 125V123H87V120L85 118H83L82 116H80L79 114V110L78 108L79 107H76V104H73V103H70L69 104ZM77 108V109H76ZM149 108V109H148ZM191 108V110H190ZM198 108V109H197ZM233 108V109H231ZM242 108V109H241ZM252 108L251 112H249L250 109ZM131 109V110H130ZM162 109V112H160ZM164 109V110H163ZM188 109V110H187ZM202 109V110H201ZM210 109V110H209ZM214 109V110H213ZM235 109V111H233ZM61 110V109H59ZM78 110V111H77ZM134 110V111H133ZM137 110V111H136ZM149 110L151 112H149ZM167 110V112H166ZM184 110V111H183ZM188 112H187V111ZM206 110H207V113H206ZM209 110V112H208ZM218 110V111H217ZM258 110V111H256ZM125 111H128L129 114H127ZM139 111V112H138ZM171 111V112H169ZM190 111V112H189ZM231 111V112H230ZM122 112V114H121ZM134 112V113H133ZM158 112V113H157ZM162 113V115L160 113ZM229 112V113H227ZM257 112H260L259 114ZM262 112V113H261ZM132 113V114H131ZM206 113V115H205ZM214 115H212V114ZM246 113V114H245ZM258 115H256V114ZM135 114V115H134ZM157 114L161 115V118L157 116ZM209 114V115H207ZM244 114L247 116L245 117ZM125 115V117H124ZM129 115V116H127ZM183 115V116H182ZM193 115V116H192ZM202 117H201V116ZM212 115V116H211ZM123 116V117H122ZM132 116V118H131ZM136 116H138L137 119ZM192 116V117H191ZM198 116V117H197ZM207 116V117H206ZM238 116V117H237ZM260 116L262 118H260ZM158 117V118H157ZM200 117V118H199ZM209 117V119H208ZM244 117V118H243ZM125 118V119H124ZM131 118V119H130ZM149 118V120H148ZM128 119V120H127ZM132 119H134V123L133 125L129 123L132 122ZM151 119V121H150ZM159 119H163L162 121ZM199 119V120H198ZM201 119V120H200ZM207 119V121H206ZM239 119V120H238ZM258 119V120H257ZM263 119V120H262ZM136 120V121H135ZM140 121V124H142V122L144 124H142V127H140L141 125L140 124H137L136 122ZM147 120V121H146ZM153 120H155L153 122ZM158 120V121H157ZM180 120V121H179ZM236 120V121H235ZM262 120V122H261ZM130 121V122H129ZM164 121V123L162 124L164 128V130L161 128V124H159L158 122L162 123ZM167 121V122H166ZM189 121L191 122V125H189ZM200 125L199 128H197V124H199L198 122H200ZM212 123H211V122ZM254 121V123H253ZM128 122V124H127ZM172 124H171V123ZM207 122V123H206ZM208 122L210 124H208ZM218 122V123H217ZM224 122V123H223ZM245 122V123H244ZM123 123H124V126H123ZM126 123V124H125ZM136 123V126H138V129L137 127H135V124ZM157 123V125L155 124ZM214 123V124H213ZM152 124H154L152 126ZM160 126H159V125ZM214 126H213V125ZM240 124V125H239ZM242 124V125H241ZM251 126H249V125ZM146 125V126H145ZM210 125V126H209ZM56 126V127H55ZM65 126H69V128H65ZM134 126L135 128H132ZM145 126V127H143ZM181 128H180V127ZM190 126V127H189ZM194 126V127H193ZM203 126V127H202ZM209 126V128L207 127ZM231 126V128H230ZM241 126V128H240ZM243 126V127H242ZM55 127V128H54ZM131 127V129H130ZM148 127V129H147ZM158 127V128H157ZM160 127V128H159ZM179 127V128H178ZM212 127V128H210ZM214 127V128H213ZM226 127V128H225ZM245 127V128H244ZM252 127V128H251ZM262 127V128H261ZM127 128V130H126ZM128 128H129V131H128ZM141 128V130L139 131V129ZM145 129V132H143ZM182 129L181 131L178 130V129ZM196 130H195V129ZM152 129H154L153 131H151ZM160 129V130H159ZM186 131H185V130ZM244 129H245V133H244ZM148 130V132H147ZM190 130V131H189ZM195 130V132L193 131ZM214 130L216 134H214ZM247 130V131H246ZM126 131L127 134H126ZM139 131V132H138ZM143 133H146V134H143ZM161 131L163 133H161ZM165 131V132H164ZM168 131V132H167ZM178 135H176L174 132ZM211 131V132H210ZM224 131V132H223ZM133 132V133H131ZM141 132V133H140ZM154 132V133H153ZM171 132V133H170ZM181 135L182 133L185 135H179L178 133ZM182 132V133H181ZM231 134H230V133ZM137 133V134H136ZM155 134L154 136L153 135H148V134ZM165 133H167L168 135L169 134H173V136H177L176 137V141L179 139V137H181V139L183 137H189L191 139H195L197 137V139H195V143H190V145H185L184 147H180L176 144L175 147H168L169 145H171L168 141H167V134L165 135ZM187 133V134H186ZM189 133V134H188ZM195 133V134H194ZM251 133V134H250ZM131 134V135H130ZM135 134V135H134ZM194 134V135H192ZM221 134V135H219ZM245 134V135H243ZM130 135V136H129ZM139 135V136H138ZM169 135V136H171ZM188 135V136H186ZM216 135V136H215ZM225 137H223V136ZM231 135V136H230ZM259 135V137L257 136ZM142 136V137H140ZM147 139H144V137ZM147 136V137H146ZM149 136V137H148ZM163 136V137H162ZM194 136V137H193ZM215 136L216 138H213L212 137ZM222 136V137H221ZM243 136H246V137H243ZM252 136V137H251ZM130 137V138H129ZM132 137V138H131ZM133 137H136L135 139ZM142 138V139H138V138ZM153 137V138H151ZM228 137V138H227ZM250 137V139H248ZM261 137V139H260ZM129 138V140H127ZM149 138V139H148ZM155 138L156 140H160V141H155ZM209 140V141H207ZM224 138V140H223ZM246 140H245V139ZM251 138H254V139H251ZM138 139V140H137ZM152 139V141H151ZM222 139V140H221ZM258 139V140H257ZM9 140V139H7ZM122 140V141H121ZM131 140V141H130ZM137 140V141H136ZM149 140V141H148ZM216 142V144H220V145H216L215 142L212 143V141ZM255 140V143H253V141ZM259 140H262L261 143ZM10 141V140H9ZM124 141V142H123ZM127 141H128V145H127ZM141 141V143H140ZM198 141V142H197ZM205 141V142H204ZM207 141V143H206ZM222 141V144H224L223 142H225V145H222L221 142ZM242 141V142H241ZM258 141V142H257ZM137 142V143H136ZM149 142V143H148ZM151 142V143H150ZM155 142V143H153ZM160 142V143H159ZM166 142V144H164ZM197 142V143H196ZM220 142V143H219ZM233 142L235 144H233ZM245 143L244 145L246 147H244V145L242 143ZM123 143H126V144H123ZM134 145H133V144ZM144 145H143V144ZM146 143V144H145ZM154 146H153V144ZM163 143V144H162ZM169 143V144H168ZM205 143V144H204ZM260 143V144H259ZM9 144V142L7 143ZM131 144V146H130ZM143 146H142V145ZM151 146H150V145ZM158 146H157V145ZM168 144V145H167ZM209 144V145H208ZM242 144V145H241ZM249 144L250 146L254 145L256 146L255 148L253 147V149L249 147ZM159 145L161 147H159ZM198 145V146H197ZM212 145V146H211ZM229 145V146H228ZM55 146V147H53ZM145 146H146V150L144 151L145 149ZM150 146V148H149ZM167 147V151H166V147ZM208 147V148H205V147ZM219 146H221V150L218 151L220 148ZM222 146L224 148H222ZM251 146V147H252ZM260 148H259V147ZM53 147V148H52ZM158 147V148H157ZM200 147V148H199ZM219 149H218V148ZM231 147V148H229ZM250 149V152L248 151ZM52 148V150H51ZM134 148V149H133ZM153 148V150H152ZM157 148V149H156ZM160 148V149H159ZM172 150H170V149ZM181 148V149H180ZM185 148V149H184ZM217 148V149H216ZM244 148H246L244 150ZM261 149L260 151H258V149ZM148 149V150H147ZM156 149V150H155ZM180 149V150H179ZM190 149V150H189ZM201 149V150H200ZM158 150V151H157ZM168 150H170L171 152L174 151L175 154H170L171 152ZM230 150V151H229ZM120 151V150H118ZM140 152L141 154H137L138 152ZM146 151H151L149 154L146 153ZM186 151V152H185ZM200 151V152H199ZM208 151V152H207ZM217 151L219 153H221V155L219 153H217ZM229 151V152H228ZM137 152V153H136ZM155 152V153H154ZM162 152V153H160ZM180 152V153H179ZM235 154H234V153ZM135 153V154H134ZM145 153L148 155L146 157H149V155H151V157L149 158H145ZM172 155L173 157H169V154ZM173 153V152H172ZM199 153V156L198 154ZM258 153V155H257ZM122 153L118 152V156H122L121 155ZM156 156H155V155ZM168 154V156H167ZM192 154L196 157V160H195V157L192 156ZM204 154L208 155L210 154L208 157L205 156ZM220 156H219V155ZM233 154V155H232ZM133 155V156H132ZM159 155V156H158ZM226 155V156H225ZM228 155V156H227ZM235 155V156H234ZM245 155V156H244ZM250 155V157H249ZM260 155V156H259ZM162 156V157H161ZM177 156V157H176ZM246 156H247V159L249 157V159L247 160L246 159ZM157 157V158H156ZM186 157V158H185ZM194 157V158H193ZM220 157L222 159H220ZM252 157V158H251ZM256 157V158H255ZM163 158V159H162ZM170 158V159H169ZM176 158V159H175ZM212 158V159H211ZM244 158V159H243ZM259 158V160H258ZM261 158V159H260ZM145 159V162H147L146 164H150L149 167L148 165H145L146 166V169L147 171H144L145 167H144V164L141 163L143 162V160ZM158 159V160H157ZM167 160V161H164ZM170 161H169V160ZM207 159V160H206ZM239 159V160H238ZM251 159V160H250ZM147 160V161H146ZM211 160V161H210ZM217 160H220V163L221 166L223 164H226L227 165V170H229L228 172H225L226 174H224V172L221 174L219 173L220 172V168L218 166H220V163H218L219 161ZM175 161V164H172L174 163ZM194 161V162H193ZM215 161H217V164L214 163ZM223 161V162H221ZM236 161V162H235ZM247 161V162H246ZM249 161V162H248ZM259 161H261V163H259ZM157 162V164L155 163ZM169 163V165L172 164L173 167H169L168 168H165L167 166V164ZM202 162L204 164H202ZM244 162H246L247 164H245ZM61 163V164H60ZM62 161L59 160L58 163H57V166L58 167H62ZM249 163V164H248ZM251 163V165H250ZM259 163V164H258ZM153 164V165H152ZM182 165L183 167V172L184 174L182 176H180L179 178L177 177V175L174 173V174H171L173 173L174 171H172L173 169L176 168V166L174 167V165ZM216 164V165H215ZM242 164V165H241ZM152 165V166H151ZM157 165V166H156ZM191 165H192V168H191ZM262 165V166H260ZM140 166V168H139ZM163 166V167H162ZM189 166V167H188ZM210 166V167H209ZM214 166V167H213ZM244 166V167H242ZM246 166H249L248 170H247V167ZM134 167V168H133ZM144 167V168H143ZM162 167V168H161ZM194 167V168H193ZM207 167H208V170H207ZM213 167V168H212ZM216 167V168H215ZM260 167H262L260 169ZM126 168H128L126 170ZM137 168V169H136ZM153 168V169H152ZM165 168V170L167 171H164L163 169ZM212 168V170H211ZM234 168V169H233ZM134 169V170H133ZM190 169V170H189ZM216 169V170H215ZM118 170V171H117ZM121 170V171H120ZM189 170V171H188ZM215 170V171H214ZM261 170V171H260ZM156 171V172H155ZM161 171V172H160ZM164 173H163V172ZM202 171V172H201ZM213 171V172H212ZM233 171V172H232ZM242 171L244 173H242ZM252 171V172H251ZM120 172V173H119ZM152 174H151V173ZM192 172V173H191ZM205 173L202 174V173ZM254 172V173H253ZM258 172L260 174H258ZM142 175V176H140ZM188 173V174H187ZM213 175V178H211V176L209 175ZM234 173V174H233ZM249 173V174H247ZM135 174V175H134ZM164 174V175H163ZM169 174V175H168ZM190 174V175H189ZM221 174V175H220ZM225 177H223L224 175ZM233 174V175H231ZM247 174V175H246ZM70 175L69 172H66V173H63V170H60V176L62 177L61 180H60V185L63 187L65 185V182L68 180L67 178H69L68 176ZM121 175V176H120ZM144 175V176H143ZM149 175V176H148ZM204 175V176H203ZM223 175V176H222ZM230 175V176H229ZM240 175V176H239ZM244 175V176H243ZM251 175V176H250ZM259 175V176H258ZM165 176V177H164ZM167 176V178H166ZM169 176V178H168ZM196 176V177H195ZM198 176V177H197ZM208 176V177H207ZM212 179H210L209 178ZM219 176V178H218ZM243 176V177H241ZM246 176V178H245ZM258 176V177H257ZM65 177V178H64ZM139 177H141V179H138ZM146 177V178H145ZM152 177V178H151ZM230 177V178H229ZM240 177V178H239ZM253 177V178H252ZM155 178V181L151 180V179ZM177 178V179H176ZM187 178V179H186ZM224 178V179H222ZM260 178V179H259ZM66 179V180H65ZM142 180L140 181L141 183L139 184L138 180ZM175 179V180H174ZM200 179H203L202 181ZM228 179V180H226ZM148 180V182H150L149 180H151V185L146 181ZM170 180V182H169ZM174 183H173V181ZM181 180V181H180ZM186 180V181H185ZM200 180V181H199ZM206 180V181H204ZM209 180V182H208ZM211 180V181H210ZM220 180V182H219ZM224 180V181H222ZM243 180V181H242ZM250 180V181H249ZM260 180V181H259ZM165 181V182H164ZM214 181V182H213ZM217 181V182H215ZM222 181V182H221ZM226 181V182H225ZM241 181V182H240ZM263 183H262V182ZM181 182V183H180ZM200 182V183H199ZM205 182V183H204ZM241 184H240V183ZM242 182H243V185H242ZM252 182V183H251ZM261 182V183H260ZM105 183L106 185H111V182L108 181L107 179L105 180ZM118 183V182H117ZM172 183V184H171ZM190 183V184H189ZM199 183V184H198ZM214 183V184H213ZM218 183H221V184H218ZM245 183V184H244ZM139 184V185H138ZM154 184V185H152ZM164 184L166 187H164ZM194 184V186H193ZM208 184V185H207ZM261 184V185H260ZM158 185V186H157ZM168 185H169V188H168ZM177 185V186H176ZM187 185V186H186ZM190 185V187L188 186ZM216 185V186H215ZM116 186V184L114 185ZM139 186V187H138ZM148 188H147V187ZM151 186V187H150ZM153 186V187H152ZM171 186V187H170ZM185 189L188 188V190L186 189H183L184 187ZM193 186V187H192ZM213 186H215L214 188H212ZM173 187V188H172ZM175 187V188H174ZM177 187V188H176ZM198 187V190L196 189ZM212 190V196L209 195V192L210 189ZM243 187V188H242ZM245 187V188H244ZM258 187V188H256ZM144 188V189H143ZM153 188V189H152ZM155 188L157 190V192L155 191ZM255 188V189H254ZM170 189V190H169ZM178 189V190H177ZM183 189V190H182ZM208 189V190H207ZM213 189H214V193H213ZM260 189V190H259ZM143 190V192H142ZM168 190V191H167ZM173 190V191H172ZM176 190V191H175ZM181 190V192H180ZM190 190V191H189ZM194 190V191H193ZM196 190V191H195ZM204 190V191H203ZM242 190V191H241ZM260 192H258V191ZM142 193H141V192ZM185 191V192H184ZM235 191V193H234ZM252 191V192H251ZM156 192V194L154 193ZM178 192V193H177ZM240 192H243L241 193L240 195ZM254 192V193H253ZM137 193V194H136ZM151 193H154L153 195ZM166 193V194H165ZM178 194L177 196H175L176 194ZM181 193V194H180ZM186 193V194H184ZM168 194V195H167ZM171 194H174V195H171ZM195 194V196H194ZM127 195V196H126ZM130 195H131V199L130 198ZM139 195V197H138ZM192 195V196H191ZM204 195V196H203ZM215 198H214V196ZM249 195V197H248ZM253 195V196H252ZM125 196V198H124ZM167 196H169L170 198H168ZM181 196V197H180ZM182 196H183V199H182ZM188 196V197H186ZM209 196H210V199L211 201H214V202H211L210 199H209ZM117 197V199H116ZM155 197V198H154ZM179 197V201L177 200V198ZM203 197V198H202ZM226 197V198H225ZM252 197V198H251ZM138 198V201L136 200ZM174 200L175 198V202L172 200ZM185 198H188V199H185ZM191 202H190V200ZM201 198V199H200ZM113 199V200H112ZM141 199V200H140ZM146 199V200H145ZM152 199V200H151ZM170 199V201H168ZM222 199V200H221ZM255 199V200H254ZM117 200V201H116ZM136 200V201H135ZM172 200V201H171ZM185 200V202H184ZM205 200V201H204ZM237 200V201H236ZM245 200V202H246ZM153 201V202H152ZM194 201V202H193ZM217 201V202H215ZM232 201V200H231ZM252 201V203H251ZM130 202H133L132 204ZM139 202V203H138ZM142 202V203H141ZM170 202V203H169ZM179 202V203H178ZM184 202V204H182ZM188 202V203H187ZM204 202V203H203ZM210 202V204H209ZM255 202L257 203L256 206H253L255 205ZM135 203V204H134ZM145 203V205L143 204ZM148 203V204H147ZM174 203V204H173ZM191 203V207H190V204ZM202 203V204H201ZM212 203V204H211ZM139 204V205H138ZM170 204H171V207H170ZM197 204V206H196ZM204 204V206H203ZM215 204V205H213ZM250 204V206H249ZM252 204V205H251ZM175 205V206H174ZM189 205V206H188ZM212 207H211V206ZM107 208L109 207L108 204L106 205ZM105 206V207H106ZM138 206V207H137ZM174 207H177V208H173ZM179 206V207H178ZM196 206V207H195ZM214 206V207H213ZM232 207L231 210H235L233 208L235 207ZM253 206V207H252ZM130 207V209H129ZM140 207V208H139ZM145 207V208H144ZM151 207V208H150ZM185 207V208H184ZM187 207V209H186ZM190 207V209H189ZM217 207V208H216ZM255 207V208H254ZM181 208V209H179ZM185 210H184V209ZM200 208V210H199ZM208 208H211V212L208 213V214H212V215H208L207 212H209ZM132 209V210H131ZM138 209V210H136ZM171 209V210H169ZM174 209V210H173ZM201 209L202 212H201ZM212 209H216V210H212ZM238 208H236L235 211H237ZM177 210V211H176ZM191 210V211H190ZM194 210V211H193ZM128 211H131L128 213ZM196 211V212H195ZM204 211V212H203ZM213 211V212H212ZM119 212V213H117ZM126 212V213H125ZM175 212V213H174ZM185 212V213H184ZM254 212V213H252ZM113 213V214H112ZM135 213V214H134ZM172 213V214H171ZM180 213L182 215V218H179L181 217L180 216ZM252 213V214H251ZM123 214V215H122ZM125 214V215H124ZM137 214V216L139 217H142V220L141 218H137V216H135ZM257 214V215H256ZM129 215V216H128ZM141 215V216H140ZM150 215L152 216V218L150 217ZM185 215V216H184ZM215 215V216H214ZM253 215H256V217H254ZM125 216V217H124ZM132 216V217H131ZM145 216V217H144ZM149 216V217H147ZM208 216L210 218H208ZM251 216V217H250ZM253 216V217H252ZM127 217V218H126ZM188 217V218H187ZM199 219H197V218ZM250 217V219H249ZM124 218V219H123ZM147 218V219H146ZM152 220H151V219ZM170 218V219H169ZM173 218H174V221H173ZM215 218V219H214ZM108 219V220H107ZM111 219V220H110ZM123 219V220H122ZM136 219V220H135ZM151 222H150V220ZM183 219V222L181 220ZM186 219V220H185ZM131 220V221H130ZM135 220V221H134ZM137 220L141 223H138ZM141 220V221H140ZM149 220V221H148ZM154 220V221H153ZM185 220V221H184ZM198 220V221H197ZM199 220L200 221V224H199ZM213 223H212V221ZM252 220V221H250ZM148 221V222H146ZM176 221V222H175ZM250 221V222H249ZM109 222V223H111ZM134 222H137L140 226L137 225V223L134 224ZM143 222V223H142ZM152 222H153V225H152ZM164 222V223H163ZM180 222V223H179ZM186 222V224H185ZM189 222V223H187ZM197 222V223H196ZM116 223V224H115ZM177 223V224H176ZM183 223V224H182ZM209 223V226L208 224ZM212 223V224H211ZM115 224V226L113 225ZM117 225V227H116ZM136 225L138 226L136 228ZM165 225V226H163ZM174 225V227H173ZM178 225V226H177ZM182 225V226H181ZM197 225V227H196ZM200 225V229H199V226ZM207 225V227H206ZM117 228H114V227ZM122 226V227H121ZM181 226V227H180ZM251 226V227H249ZM247 225L246 227L243 228V233L247 236L249 235H252L254 232V228L252 225ZM118 227H119V230H118ZM133 227V230H135V232H138L139 231V234L138 233H135L133 230H131ZM149 227V228H148ZM232 229H233V222H232V225H231ZM140 228H141V232H140ZM173 228V230H172ZM177 228V229H176ZM202 228V230H201ZM210 230H209V229ZM216 228V229H215ZM231 231V228L230 226L228 227ZM227 228V229H228ZM250 228V229H249ZM253 228V230L251 229ZM111 229H113L111 231ZM137 229V231H136ZM228 229V230H229ZM246 229V230H245ZM248 229V231H247ZM116 232H113L115 231ZM161 230V231H160ZM198 232H197V231ZM245 230V231H244ZM111 231V235L108 233V232ZM133 231V232H132ZM146 231V232H145ZM153 231V232H152ZM201 231V232H200ZM219 231V232H218ZM57 232V231H56ZM56 232H54V234H56ZM179 232H181L182 234L180 235ZM200 232V233H199ZM108 233V234H107ZM113 233V235H112ZM135 233V234H133ZM145 233H148V237L145 238L147 234ZM175 233L178 235L176 236ZM188 233V234H187ZM251 233V234H250ZM53 234V235H54ZM114 234L115 237L114 238ZM133 234V235H132ZM136 234L138 235L139 237V243H138V238H137V241H136ZM185 234V235H184ZM132 235V236H131ZM144 235V236H142ZM180 235V236H179ZM183 235L185 236L184 239L183 238ZM135 236V238H134ZM189 236H193V239H191V241L189 239H187ZM111 237V238H110ZM133 237V238H132ZM145 239H143V238ZM162 237V239H161ZM179 237H182L181 239ZM202 237V238H201ZM207 239H204L206 238ZM217 237H220L217 238ZM54 240H49L48 237H42V239H39V238H34L32 241L33 243L36 245H39V250L38 249V246H37V249L35 250V257H38V258H41L43 260V258L45 259L46 258V255H43L44 251L45 253L47 254V252L49 253V251H51L53 253V251H55L54 247L53 246H56V245H59V241H56V239H58V235H54L53 236ZM109 238L111 241H109ZM114 238V239H113ZM141 238V239H140ZM157 238V239H156ZM180 239L179 241L177 240L178 242V246H181L180 244H184L181 246L180 250H178V254H176L177 252V248L179 249L178 246L174 247V243L176 242V239ZM194 238H197L198 239V244H197V247L195 248L194 247V244L196 245L195 242H192V241H197L196 239ZM116 240V241H115ZM142 240V241H141ZM165 240H168V241H165ZM184 240V241H183ZM203 240V242H202ZM35 241V242H34ZM37 241V242H36ZM53 243H52V242ZM118 241V242H117ZM171 241V243H170ZM205 241V246H202L204 244ZM49 242H50V245H49ZM56 242V243H55ZM58 242V243H57ZM93 243V241H91ZM90 242V243H91ZM110 243H113L112 245L114 246V244L116 245L118 243V245L116 246V249L114 248L113 249V246L111 245V247L109 246H106L107 244ZM135 242H137L136 244L139 246V247H136L137 245L135 244ZM141 242V243H140ZM162 242V243H161ZM169 242V244H167ZM202 242V243H201ZM227 241H225L226 243ZM194 243V244H193ZM202 245H201V244ZM41 244V246H40ZM51 244L53 246H51ZM108 244V245H109ZM140 244H144L145 248L140 245ZM243 244V245H242ZM245 244V242L242 240L241 242V250H243V253L244 256L242 257L243 261L245 260V263L242 262V264H252V257H251V254L249 253V250L247 248V245L245 247H243ZM105 245V246H103ZM136 245V246H135ZM158 245V247H157ZM172 246L171 247V251H172V248L175 249V251H173V253H170V248L169 246ZM193 245V246H192ZM101 246V247H100ZM103 246V247H102ZM167 246V247H166ZM192 246V247H191ZM207 246V248H206ZM228 245H224V248L225 250H228V251H225L226 253L229 252L231 253L232 250L228 249L229 246L227 247ZM106 247H109L111 248L109 250V248H107L109 251H108V255H103L102 252L104 253L105 251L104 248ZM115 247V246H114ZM186 247H189V249H185ZM202 247V248H201ZM205 247V249L203 248ZM243 247V248H242ZM134 248H136L137 250H134ZM141 248V249H140ZM194 248L196 249V252L194 251ZM199 248V249H198ZM201 248V249H200ZM213 248V249H212ZM42 249V250H40ZM105 249V250H107ZM113 249V250H112ZM140 249V250H139ZM159 249V250H158ZM167 249V250H166ZM169 249V250H168ZM184 249V255L181 254V251ZM191 249V250H190ZM115 250V251H114ZM166 250V251H165ZM230 250V251H229ZM245 250V252H244ZM247 250V252H246ZM42 251V253H41ZM47 251V252H46ZM187 251L189 254H187ZM192 251V252H191ZM210 251V252H209ZM186 252V253H185ZM205 252V253H204ZM95 253V254H94ZM124 253V254H123ZM162 253V254H161ZM171 254L173 255L174 259L172 260H169L167 261V258L169 257L168 254ZM175 253V254H174ZM210 253V254H209ZM102 254V255H100ZM119 254H120V257L122 255L125 256V254L127 256L123 257L125 260L128 259V260H124L123 258H119ZM182 255V257L180 258V255ZM203 254V255H202ZM233 254V251L232 253ZM230 254V256H231ZM166 255V257H165ZM168 255V256H167ZM170 255V256H171ZM205 255L207 256V259L209 258V260L207 261L206 259L202 258V257H205ZM210 257H209V256ZM247 255V256H246ZM107 256V261L105 262L106 260V257ZM184 256V257H183ZM229 254L227 253V257L229 258L230 257ZM43 257V258H42ZM102 257V258H101ZM103 257H104V260H103ZM172 257V256H171ZM171 257H169L168 259H170ZM172 257V258H173ZM186 257V258H185ZM101 258V259H99ZM115 258V259H114ZM116 258L118 259H121V260H118L116 261ZM180 258V259H179ZM189 260H188V259ZM248 258V259H247ZM40 259V261H41ZM182 259V260H181ZM200 259V260H199ZM251 261H250V260ZM94 260V261H93ZM229 260V259H228ZM44 261V260H43ZM102 261V262H101ZM114 261V262H112ZM201 261V262H200ZM230 261V260H229ZM228 261V262H229ZM123 262V263H122ZM125 262V263H124ZM128 262V263H126ZM131 262V263H130ZM227 263V262H226ZM193 264V263H192ZM212 264H216V263H212ZM228 264V263H227ZM231 264V263H230Z\"/></svg>","mask_w":264,"mask_h":264}]
</instances>
